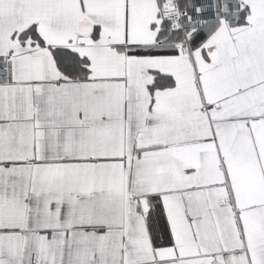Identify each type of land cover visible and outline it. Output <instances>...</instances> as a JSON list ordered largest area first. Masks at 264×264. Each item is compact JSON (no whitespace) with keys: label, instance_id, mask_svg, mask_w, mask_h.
I'll return each instance as SVG.
<instances>
[{"label":"snow or ice","instance_id":"snow-or-ice-1","mask_svg":"<svg viewBox=\"0 0 264 264\" xmlns=\"http://www.w3.org/2000/svg\"><path fill=\"white\" fill-rule=\"evenodd\" d=\"M0 264H264V0H0Z\"/></svg>","mask_w":264,"mask_h":264}]
</instances>
